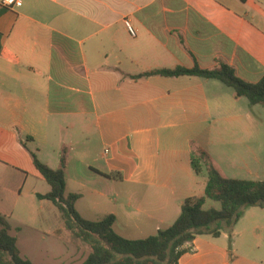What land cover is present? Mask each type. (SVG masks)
I'll use <instances>...</instances> for the list:
<instances>
[{
	"label": "crops",
	"instance_id": "0c3cea01",
	"mask_svg": "<svg viewBox=\"0 0 264 264\" xmlns=\"http://www.w3.org/2000/svg\"><path fill=\"white\" fill-rule=\"evenodd\" d=\"M2 8L0 216L32 264H81L90 252L36 197L50 186L32 153L57 169L66 149L65 194H79L77 212L91 221L112 214L113 230L134 240L170 226L185 198L204 193L195 147L223 177L262 181L263 105L215 79L132 76L227 63L258 82L264 0H0ZM191 247L178 264H264V208L248 207L231 239L197 235Z\"/></svg>",
	"mask_w": 264,
	"mask_h": 264
},
{
	"label": "trees",
	"instance_id": "16d2710c",
	"mask_svg": "<svg viewBox=\"0 0 264 264\" xmlns=\"http://www.w3.org/2000/svg\"><path fill=\"white\" fill-rule=\"evenodd\" d=\"M3 12L4 8L0 9V15ZM151 75H191L215 79L231 87L236 98L245 97L250 106H264V77L255 83L244 81L227 63H220L212 69L198 66L153 69L132 77L138 79ZM32 159L35 169L50 186L49 192L37 193L36 197L51 201L60 213L61 228L69 232L71 241L84 244L90 250L81 264H178L179 257L191 251L197 235L217 237L225 232L231 239L233 227L248 207L264 208V180L225 178L214 167L209 155L195 147L191 153V166L197 174L202 167L206 169L204 193L185 198L177 219L170 226L158 230L155 235L143 239H127L113 230L114 215L108 214L91 221L77 212L75 202L79 194H65L66 149L61 151L60 166L57 169L40 162L33 153ZM207 200L218 202L219 208H204ZM62 229H58L56 234H60ZM9 230V224L0 216V264H32L20 255L16 239Z\"/></svg>",
	"mask_w": 264,
	"mask_h": 264
},
{
	"label": "rangeland",
	"instance_id": "374dc122",
	"mask_svg": "<svg viewBox=\"0 0 264 264\" xmlns=\"http://www.w3.org/2000/svg\"><path fill=\"white\" fill-rule=\"evenodd\" d=\"M228 88H229L230 90L233 91L232 88H230V87H228ZM243 100H244L243 102H245V104H247V100H246V98H243ZM257 110H259V112L262 114V116H263V118H264V107H258ZM262 142H263V144H264V136H263ZM263 155H264V154H263ZM263 159H264V157H263ZM260 175H261L260 177H262L261 179L263 180V179H264V172H261ZM242 179H248V180H250L251 178H250L248 175L243 174V178H242ZM89 200H90V197H89L88 195H87L86 197H84V198L78 203L79 208H80V207L82 208L86 202H87V204H89ZM210 207L219 208V203H218V202H215V201L207 200V202H206L204 208L207 209V208H210ZM92 217H94V216H92Z\"/></svg>",
	"mask_w": 264,
	"mask_h": 264
},
{
	"label": "built area",
	"instance_id": "2783aa9c",
	"mask_svg": "<svg viewBox=\"0 0 264 264\" xmlns=\"http://www.w3.org/2000/svg\"><path fill=\"white\" fill-rule=\"evenodd\" d=\"M3 5L7 6V7L20 6L21 5V0H3ZM125 25H126L128 31H129V33L132 36H134L135 35V31L133 30V28L131 27L129 22L125 21Z\"/></svg>",
	"mask_w": 264,
	"mask_h": 264
}]
</instances>
